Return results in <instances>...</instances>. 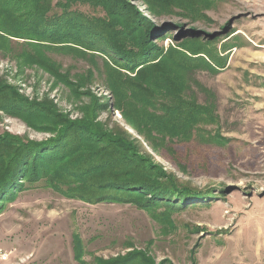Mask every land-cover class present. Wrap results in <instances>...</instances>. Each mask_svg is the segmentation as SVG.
I'll list each match as a JSON object with an SVG mask.
<instances>
[{
	"label": "rangeland",
	"instance_id": "1",
	"mask_svg": "<svg viewBox=\"0 0 264 264\" xmlns=\"http://www.w3.org/2000/svg\"><path fill=\"white\" fill-rule=\"evenodd\" d=\"M126 1L138 7L145 23L151 19L167 28L168 37L158 42L164 48L190 33L213 39L211 47L224 64L218 70L196 68L192 79L198 83L190 85L200 103L208 99L202 88L215 96L217 122L197 128L203 138L208 132L222 136L219 144L200 137L174 143L161 155L155 152L129 127L103 78L95 73L89 79V70L96 65L102 69L100 56L47 51L43 58L58 65L65 81L41 63L25 64L0 54V80L29 102L50 101L58 114L74 121L88 105L94 106V120L122 126L178 182L206 193L185 199V207L167 216L161 214L164 207L157 208L154 216L134 203L92 204L44 186L26 189L0 214V247L15 252L7 264H97V257L125 256L134 249L147 251L156 264H264V0H175L177 7L162 9L159 16L141 0ZM181 5L203 6L208 17L195 20ZM77 6L106 14L103 8ZM47 124L32 127L0 111V135L45 140L56 133L40 126ZM74 235L84 243L80 260L75 258Z\"/></svg>",
	"mask_w": 264,
	"mask_h": 264
},
{
	"label": "trees",
	"instance_id": "2",
	"mask_svg": "<svg viewBox=\"0 0 264 264\" xmlns=\"http://www.w3.org/2000/svg\"><path fill=\"white\" fill-rule=\"evenodd\" d=\"M141 1L158 16L162 9L177 7L175 0ZM77 5L103 8L106 14L97 16ZM181 6L195 20L208 17L203 6ZM167 35L165 26L159 28L151 19L145 23L138 7L126 0H0V54L25 64L41 63L65 81L57 64L46 63L47 51L100 56L102 69L96 65L89 70V79L95 73L103 78L129 127L155 152L161 155L172 150L174 143L200 137L219 144L222 136L204 130L208 133L203 138L197 128L217 122L215 96L201 87L208 99L205 104L198 102L190 83H198L192 79L196 68L218 70L223 58L211 47L212 38L203 40L190 33L175 39V46L164 48L158 42ZM80 83L85 85L86 80ZM0 111L32 127L49 122L40 126L56 131L45 140L10 132L0 135V214L19 193L37 186L92 204L134 203L154 216L157 208L164 207L161 214L167 216L185 207V199L206 193L178 182L145 155L142 142L136 137L131 140L133 135L122 126L94 120L92 105L74 121L58 114L50 101L29 102L15 86L0 80ZM74 236L75 258L80 260L84 243ZM96 262L156 264L147 251L135 249L125 256L97 257Z\"/></svg>",
	"mask_w": 264,
	"mask_h": 264
},
{
	"label": "built area",
	"instance_id": "3",
	"mask_svg": "<svg viewBox=\"0 0 264 264\" xmlns=\"http://www.w3.org/2000/svg\"><path fill=\"white\" fill-rule=\"evenodd\" d=\"M15 254L14 249L0 247V264H7Z\"/></svg>",
	"mask_w": 264,
	"mask_h": 264
}]
</instances>
